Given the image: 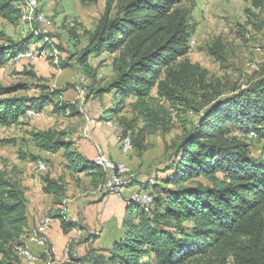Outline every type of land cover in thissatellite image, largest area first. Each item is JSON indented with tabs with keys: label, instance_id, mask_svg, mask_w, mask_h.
I'll return each instance as SVG.
<instances>
[{
	"label": "trees",
	"instance_id": "1",
	"mask_svg": "<svg viewBox=\"0 0 264 264\" xmlns=\"http://www.w3.org/2000/svg\"><path fill=\"white\" fill-rule=\"evenodd\" d=\"M114 1H107L86 46L70 58L92 83L87 97L111 96L99 121L117 122L124 134L130 131L139 151L146 149L149 137L170 133L176 122L183 132L169 147L164 175L145 182L131 178L129 187L139 185L153 195L150 211L128 198L122 232L112 247L72 256V264H264V147L255 155L245 141L251 134L264 140V73L244 87L225 89L193 63L188 58L195 31L189 0H124L111 14ZM0 16L19 23L23 11L18 0H0ZM38 31L33 28L20 43L0 45V66L34 44L54 59L59 46ZM223 50L221 40L208 48L218 60ZM105 55L114 75L101 82L100 68L92 61ZM56 65L71 66L61 60ZM35 87L38 94L30 95L27 82L0 85V126L20 124L29 109L40 113L50 106L56 113H78L64 100L72 86ZM31 139L43 153L63 152L70 175H85L94 188L105 182L106 172L78 150L67 132L36 131ZM66 187L64 176L43 178V191L56 204L62 203ZM51 218L60 221L64 233L78 228L63 210ZM28 227L22 180L16 170L0 166V264L21 263Z\"/></svg>",
	"mask_w": 264,
	"mask_h": 264
},
{
	"label": "rangeland",
	"instance_id": "2",
	"mask_svg": "<svg viewBox=\"0 0 264 264\" xmlns=\"http://www.w3.org/2000/svg\"><path fill=\"white\" fill-rule=\"evenodd\" d=\"M108 0H37L34 9V19L12 24L0 16V32L5 36L0 40V45L20 43L25 40L33 28L47 30L52 42L57 47L52 59V53L46 52L40 56V44L30 46L37 53L36 59L21 57L12 59L0 66V85L8 86L27 82L31 84L30 95L38 94L35 84H43L49 90L64 89L72 86L64 92V100L68 106H76L78 113L72 116L65 113H56L52 107H46L42 112L32 117H27L17 125L11 127L0 126V166L10 171L16 170V174L23 182L35 180L43 182L46 175L56 179L64 176L67 181V191L61 204L55 203V197L48 195L45 199L46 210L42 211L41 218L49 216L56 210H63L71 220L78 224V228L69 233H64L61 227L58 233L62 239V254L47 255L39 251H29L36 254L34 262L21 258L20 264H72L73 257L88 256L92 250L97 249L89 242V236L97 234L99 229L94 227L95 208L102 192L94 188L85 175L72 176L64 167L63 152L54 156L47 155L36 149L32 143L31 133L49 129L67 132V137L73 139V133L77 138H83V131L87 120L94 119V123L87 132L91 138L96 131L99 113H103L106 105L110 104L111 96L87 97L88 89L92 83L86 77L84 70L72 58L74 53L80 52L87 44L89 33L94 31L101 16L104 14ZM124 0H115L111 6V14H115L117 8ZM24 12L25 0H18ZM192 10V23L195 31L191 36V50L188 58L193 63H199L209 73L219 79L225 89L235 85L246 86L252 79L258 78L264 73V0H189ZM43 15L48 24H41L36 17ZM217 40L224 44L223 59L218 60L209 54L208 48L214 46ZM61 61H69L71 66L60 68L56 64ZM102 73L103 81L112 78L114 73L111 67L110 56L105 55L92 61ZM101 106V110L96 111ZM129 117L132 115L126 113ZM192 116V115H191ZM99 125L103 131L110 133L112 148L119 156L128 161L134 177L142 182L152 181L156 177L164 175L167 166L168 154L171 144L182 134V123L176 122V126L166 135H155L148 138L146 149L139 151L136 148L129 154L120 152L123 132L117 122H102ZM245 141L251 146L255 155H258L264 147V140L254 135L246 136ZM109 143V140H105ZM105 154L108 153L101 147ZM109 156V155H108ZM110 157V156H109ZM42 159L47 163V170L41 171L37 167V160ZM140 177V178H139ZM33 182V181H32ZM112 195V193L110 194ZM109 196V195H108ZM100 210L102 209L99 207ZM124 215L121 218L123 222ZM54 219V218H53ZM120 219V218H119ZM53 223V222H52ZM122 224V223H121ZM52 226V224H51ZM100 225L103 231L102 243L111 248L116 241L122 227L118 231L113 225ZM102 233V232H101ZM48 236V234H47ZM49 239V237H48ZM49 239L50 248L55 247ZM57 246V244H56ZM100 249V248H99ZM69 260V261H68Z\"/></svg>",
	"mask_w": 264,
	"mask_h": 264
},
{
	"label": "crops",
	"instance_id": "3",
	"mask_svg": "<svg viewBox=\"0 0 264 264\" xmlns=\"http://www.w3.org/2000/svg\"><path fill=\"white\" fill-rule=\"evenodd\" d=\"M101 110V106L98 107L96 111V116L98 112ZM103 125L101 124L100 121H98V124H96L95 127H97L96 131L93 132L91 135V138L89 139L88 137H85L83 135V138H77V134L73 133V140L75 141L76 147L78 150L89 160H94L95 156L97 155V147L96 146H101L112 158L114 161L117 162H126L128 163L127 160L121 158L119 154L117 153L118 151H115L112 148H108V145L112 143L111 139V132H106L103 131V129H100V126ZM110 135V136H109ZM105 140H109V143H106ZM119 151L121 152V144L118 146ZM123 153V152H122ZM54 156L56 154H47ZM129 164V163H128ZM140 178V177H139ZM139 180V179H137ZM33 181V182H32ZM140 181V180H139ZM23 185L25 187L26 191V197H27V215L29 218V227H28V234L27 238L25 240V247L28 248L30 251H34L37 253H43L41 252L42 248L38 247L31 239V234L36 228L42 211H45L47 206L46 203L44 202L46 197H48V194L44 193L43 191V182L35 180H30V182H23ZM139 185L135 186H130L124 192L122 193L121 196L117 195H109L104 198L100 197L99 201L97 202L96 208H95V218H94V227H97L99 231L95 236L93 237L89 236V242L93 241L94 246L97 247L98 250L100 249H110L109 247H105V245L101 242L102 237H103V231L100 230V225L105 224V227H108V225H113L115 229L120 230V227H122V221L121 218L125 214V209H126V200L129 198L130 191L133 189L138 188ZM101 207L102 209L100 210ZM120 218V219H119ZM60 228V223L58 219H53L52 226L50 230L48 231V237L52 243H54L55 247L54 251L55 253L62 254L61 251L63 250V242L62 239L58 233V229ZM117 230V231H118ZM102 232V233H101ZM121 233V232H120ZM115 242V241H114ZM57 244V246H56ZM100 248V249H99ZM34 254V253H33ZM37 256L36 254H34ZM38 260V259H37Z\"/></svg>",
	"mask_w": 264,
	"mask_h": 264
},
{
	"label": "built area",
	"instance_id": "4",
	"mask_svg": "<svg viewBox=\"0 0 264 264\" xmlns=\"http://www.w3.org/2000/svg\"><path fill=\"white\" fill-rule=\"evenodd\" d=\"M37 0H25V8L23 12L22 19L24 21H30L34 19V9L37 7ZM36 19L44 25L48 24V20L43 15H38ZM38 34L48 40V32L47 30L40 29ZM56 52V50H55ZM45 53H40V56H43ZM21 57H27L30 59H36L37 53L35 50L29 48L28 50L18 53L14 56L13 59H19ZM57 58H55L56 61ZM37 112L33 109L27 110V117H32L36 115ZM101 115L99 113L98 117ZM94 119L87 120V125L84 128L83 135L88 137L87 130L94 123ZM112 124V122H108ZM254 135V134H252ZM121 150L124 154H129L133 150V143L131 139V133L128 131L125 133L121 140ZM97 155L94 158V163L99 166L102 170H104L107 174L105 182L99 187L102 193H112L117 196H121L124 190L129 187V183L131 182V178L134 177L132 169L126 162H117L110 158L107 154H105L100 148L97 149ZM37 167L41 171L47 170V163L39 159L37 160ZM129 198L139 204H141L146 211H150L151 207L154 203L153 195L146 190L141 189H133L130 191ZM53 222V218L46 216L39 220L36 228L31 234L32 241L40 248L44 249L47 255L55 254L54 248H50L49 239H48V231L51 228V224ZM20 255L25 257L28 261L34 262L37 260V257L32 254L28 248L23 247L20 249ZM69 261V260H68Z\"/></svg>",
	"mask_w": 264,
	"mask_h": 264
}]
</instances>
